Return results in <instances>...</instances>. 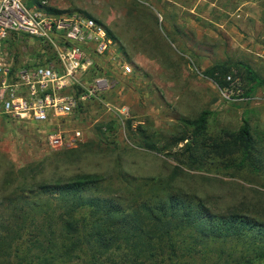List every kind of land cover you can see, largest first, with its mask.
Here are the masks:
<instances>
[{"label":"rangeland","instance_id":"1","mask_svg":"<svg viewBox=\"0 0 264 264\" xmlns=\"http://www.w3.org/2000/svg\"><path fill=\"white\" fill-rule=\"evenodd\" d=\"M24 1L41 12L83 13L100 21L116 42L119 60L132 64L133 73L107 64L97 74L108 80L104 91L70 116L46 123L0 118V203L14 199L18 188L34 190L43 182L102 177L118 191L124 174L177 175L172 186L198 196L213 212L240 211L264 220V172L247 164L223 168L234 158L214 145L230 141L246 125L253 156L261 154L264 168V0ZM32 41L12 38L2 54L16 65L43 63L49 53ZM219 65L231 70L242 93L250 89L251 100L222 99L206 75ZM202 116L204 133L191 141L203 163L191 169L183 153L186 142L178 139L193 137ZM75 131L80 137L73 146L49 147L53 133L73 137ZM150 142L159 151L147 149ZM176 153L184 159L176 161ZM80 249L85 251L72 249L55 264H87L89 252ZM211 254L210 262L192 264H222ZM176 263L173 258L170 264Z\"/></svg>","mask_w":264,"mask_h":264},{"label":"trees","instance_id":"2","mask_svg":"<svg viewBox=\"0 0 264 264\" xmlns=\"http://www.w3.org/2000/svg\"><path fill=\"white\" fill-rule=\"evenodd\" d=\"M206 75L225 88L226 76L232 74L219 65ZM249 90L244 97H249ZM205 127L202 116L195 121L193 137L178 139L186 142L183 153L191 169L202 166L192 141ZM214 145L234 158L223 168L247 164L264 172L261 154L253 156L246 125L230 141ZM146 148L159 151L152 142ZM184 156L176 153L173 158L182 161ZM175 176L136 179L124 174V188L118 191L102 177L43 182L34 190L18 188L14 199L0 203V264H55L72 249L84 252L82 246L89 252L87 264H152L157 259L170 264L173 258L176 264L208 263L211 250L222 264H264V220L240 211L213 212L198 196L178 192L172 186ZM39 248L41 252L32 253Z\"/></svg>","mask_w":264,"mask_h":264},{"label":"built area","instance_id":"3","mask_svg":"<svg viewBox=\"0 0 264 264\" xmlns=\"http://www.w3.org/2000/svg\"><path fill=\"white\" fill-rule=\"evenodd\" d=\"M16 37L38 43L48 51L47 60L9 62L2 49ZM116 52L105 26L86 14H49L28 7L24 0H0V118L46 123L70 116L104 91L108 80L97 74L107 64L113 71L119 66L124 75L133 73L132 64L119 60ZM226 82L227 87L219 88L224 101L252 99L243 96L231 75ZM79 137L78 131L73 137L53 133L48 145L54 150L69 148Z\"/></svg>","mask_w":264,"mask_h":264}]
</instances>
